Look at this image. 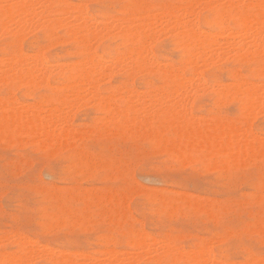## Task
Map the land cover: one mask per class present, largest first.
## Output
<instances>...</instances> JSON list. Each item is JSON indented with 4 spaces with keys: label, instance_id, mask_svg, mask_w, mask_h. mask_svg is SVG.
I'll list each match as a JSON object with an SVG mask.
<instances>
[{
    "label": "rangeland",
    "instance_id": "rangeland-1",
    "mask_svg": "<svg viewBox=\"0 0 264 264\" xmlns=\"http://www.w3.org/2000/svg\"><path fill=\"white\" fill-rule=\"evenodd\" d=\"M39 1L41 3L43 2L42 0H38L37 3H35L33 0L31 1L33 2L32 6L34 3L35 5L38 4V7L35 8L36 6L34 5L31 11L36 12L38 9L37 12L39 13L40 11L46 10L45 13L44 11L42 13L46 14V12H49L46 15H48V17L52 19H57L58 17L55 18V16L57 15H60L59 17L63 15L65 18L70 20L72 15L74 16L76 12H79L77 9H81L80 11L88 12H83L84 14L86 13L85 16L90 14V18L93 17L92 22H97L99 25L103 26L110 24V17L127 18V16H131V12L137 14L140 13L139 15H142L141 13L145 11L147 13L151 11V14L154 11L160 14L159 12H161L162 10L163 12H165L166 10L167 12H171L173 10H176L177 8H183L185 3L187 5L191 0H134L136 4L132 3L133 0L132 2L129 0H60V2L58 0H48L47 4L49 5L43 3V8L42 4ZM218 1L220 2V0ZM208 2V0H200L199 6L197 5L198 9H196V20L198 27H200L201 30L204 29V31H212L211 33L216 35V40L217 38L219 40H217L218 42H220L221 40L220 46H225V44L227 45L231 41L235 43V40L237 42L241 39H244V41L247 42L248 39L244 38L243 36L248 35L245 33V31L243 35L241 34L243 30L238 29L239 27L234 22L233 18L223 21H218V19L213 18V9L210 7H206ZM73 3H77V9L76 7L71 8L72 5L73 7L76 5H74ZM78 3L80 6L78 5ZM82 3H84L85 5H83L86 8L85 10L82 9L84 8L81 6ZM177 3L179 4V6L177 5ZM39 4H41V6H39ZM203 4L205 5V7L203 6ZM200 5L203 9L200 8ZM49 6L54 8V11L56 10V12H54L52 8L51 10H49ZM64 7L67 8L68 11H71L70 9L76 10H72L71 12H68L69 14H67V12L62 10L65 9ZM58 8L59 10L61 8L62 9L58 11ZM156 8L159 11H157ZM67 9L65 10L67 11ZM0 11L1 22V20H4V17L2 15L3 10L1 8ZM28 13L29 15L27 13L24 14L30 16V20L29 17L25 20L31 21V24L29 23V21L27 22V24L29 23V25L33 27H30L29 29V25H25L26 27L24 26V28H26V32H22V35L20 34L21 32L17 34L21 37H19L20 39L17 37V35L10 33L12 32L10 31L12 30L11 28H13V25L11 24H14L13 20L15 18L19 17L20 19H23L27 16L24 15L22 17L17 15L18 17H15L13 20H11L12 23L9 22L10 20L5 17L4 21L7 20V23L9 22L7 25L12 27L8 28L6 25L8 30H6V28L0 30V35L1 33H5L3 37L2 35L0 37V58H3L2 60L4 61L8 59L10 55L15 56L19 50H21L23 55L28 53L33 56L34 54L32 53L36 52L37 54L35 53V55H40V53H42L40 56L44 57L46 62L50 64V69L52 71H50L51 73H49L48 75L47 85L38 82L37 85V83H35L37 80L28 85H18L0 81L1 102L5 100V102H3L4 104H10V102L13 101L12 103L16 104L15 106L17 107L21 103V105L19 106V108L21 109H23L27 104L28 108L31 107L32 104H37V106H33L34 108L31 107L33 108V110H36L35 112L39 111L38 108L40 109V106L42 108H45L46 106L44 110L41 109L42 111H39L42 115H47V118L49 116L48 119H54L55 121H53L55 123L63 121L57 123V126L60 124L61 127H63V125L67 122V126L65 124L66 127L64 126L63 128L66 129L67 127H70L69 125H71L72 128L70 127L69 129L71 131H73L74 129L75 130L71 134V136H73L74 138L69 136L71 132L69 131V129H66V137H61L53 145L49 141H46L49 144H46V142H44L45 145L43 144V146H41L43 140H36V136H33V139L32 135L22 134L20 132L17 134V131L15 129L8 128L7 124L0 118V252H10L13 255L14 253L18 252V244L21 241L23 242L25 238H28L30 239V242H28V240H25V245L27 244V241L29 243L27 244V247L30 248V246L33 245V247H31L33 250L32 252L37 251L35 254L32 253L30 264H47V262L44 260L43 254L46 252L48 253L50 250L56 252L57 254H59V252L61 254H64V252L66 251L65 255H72V257L78 258L79 262H86V264H92L91 262L93 261L97 263L98 260V263L102 262V260V263H105L106 260L108 261L107 258L110 257V254L108 253L109 251H111L109 250L110 248H113V251L111 252H116L117 255H121V253L124 252L125 254L122 253L124 256L121 255L123 257H130L132 254L136 256V253L137 255H139V261L137 260V262H134V264H158L152 258L154 257L156 250L157 254L160 253V249L163 250L162 247H159L162 244L161 242H165L166 239L168 243L172 242V246L173 244L175 245L173 247L170 245L172 248L177 249L183 247L184 250L189 249L188 253H190V250H192V253H194V249V251H200L201 248L209 242L208 246L206 245V250L213 251L214 255H216L219 259L225 260L228 264H261V260L264 261V146L260 148L261 151H253L255 156L258 155V157H255L253 152L247 154L242 153L240 155H237V160L234 155L230 157L227 153H219L213 154L211 156V154H208V152H205L204 150H194L189 152L187 151L181 156H178V153L169 151V149L167 148L168 145H165L170 142L169 140H171L172 138L171 131L168 127L166 128L165 126V132L163 133H166V135L164 136L168 139L166 141L163 138L159 140H157V138H150L146 133L138 130V128L128 131L116 129L113 130L111 125H109L107 122L110 116L107 117L106 114L109 115V113L102 111L99 108L98 102L96 103L95 100L92 99V102H90V96L88 94L85 95V97L83 95L80 96L82 99L83 97L85 98L83 99L84 102L79 97V101L77 98L74 99L76 102L75 103L73 101L75 103H73L74 107H72V103L67 105V108L64 107V114L62 112V107L61 109H59L60 107L57 108L59 109V113L57 110L55 111L56 113H54V110L49 111V107H51L52 104L53 106L58 104V94L66 91V88H64L63 85V83H66V73L61 72V68L63 67H60V65H62L63 62L62 66L66 65L64 67L66 68L68 66V63H70L69 66L73 63V61L75 62V64L79 63L82 58L79 54V47L76 41L72 39L70 35L65 34L66 32L64 28H62L61 26H57L56 28L55 25H51L50 27L43 26L42 24L38 25L37 19L40 18L43 21L47 16H44V14L40 12L44 17L41 18L39 17L41 14L39 15L38 13H34L37 15V17L35 15L36 18H34V14L32 15L30 12ZM64 13L68 16H65ZM154 13L150 15L151 19L155 20L157 19L155 18L157 16L159 19L162 18L161 20L158 19L157 22L160 21L162 23V25H159V29L163 30H157L158 32L155 31L156 39L153 38L152 41H155H151L152 53L157 58V60L159 59V62L160 60L163 61L160 63V65L164 62L167 63L166 61H168L167 64L178 66L179 62H181V58L183 57L182 47L178 45L175 32L170 26L172 24L171 22L166 23V21H168L166 20L167 15H163V17L159 16L158 14L155 15ZM30 14L33 16V20ZM204 15L206 16L207 20L204 19ZM100 18L102 21L104 20V22L99 20ZM35 19L37 22L35 21ZM40 19L39 21H41ZM106 19L108 20V22ZM17 20H15V22ZM84 20H88V18L85 17ZM35 22L37 23V25ZM33 23L38 26L37 29L35 28L36 26ZM165 24L169 27H166ZM163 26L165 27L163 28ZM226 27L228 28L225 29ZM32 28H34L35 31L34 29L31 30ZM228 29H230L229 31L231 33L236 31V36L239 35L238 32L241 31L240 34L243 38L241 36H237L239 38H236L235 36L234 38V36L229 33V31H227ZM224 30L228 32L230 36L232 35L234 39L232 38V36L231 38H224ZM219 31L220 33H218ZM218 35L220 36L218 37ZM227 35L228 34H226L225 37H227ZM61 38H63V41ZM229 39L232 40L229 42ZM94 43L95 41L92 44ZM92 46L96 50L97 54H99L104 60L112 59L113 57L118 55V53H124L125 51V46H123L122 40L118 36H105L101 38V40L99 39L98 42L96 41V43ZM220 50L217 51V53L220 54L222 51ZM111 53H113L114 55ZM221 54L217 55V57H222L223 55L222 59L221 57L215 58V54L213 56L214 61H212V63H210L209 65L207 64L208 66L206 65L205 67L204 65H202L203 67L201 65L199 66L200 69L198 68V70H201L199 72L205 78L206 84H201L198 86L199 88L195 89L197 91L198 89H201V91L199 90L200 92L192 89V94L188 96V98L192 97L191 100L190 98L186 100L187 107L190 103V112L189 108L186 109L185 112H189V114H191L190 117L196 116L201 120H206L205 116L207 115H213L210 117L207 116L209 119L207 121H214L217 116V119L220 118L219 121L228 120L233 122L234 125L239 124V128L236 125L235 127L238 129L242 128L241 133H239L240 131L238 132L240 135L242 134L246 137H249V133L252 131L251 134L255 132L254 136L257 137L259 135L258 138L262 136L261 138L263 139L264 108L262 107L264 106V92L262 91L263 87H260L263 86V78L258 75L255 62L252 58H248L243 61H234L230 54L225 55V58L224 54ZM228 56L230 57L228 58ZM59 61H61L60 64ZM2 62H0V77L4 75ZM52 63L53 66L55 64V66H57V68L59 67L60 70L57 71L55 66L53 70ZM106 63L108 64V61ZM112 64L113 63L109 61V66L107 68L108 71L109 67L111 68ZM73 66L74 65H72V67ZM114 66H112L113 69H111L112 71L115 70L114 72L110 70L109 73H107L106 70V73L108 75L106 74L107 76L105 75L103 77L104 80L101 79V81H99L100 83L98 85V88L101 95L103 96L105 93V96H107L108 93L112 94V97H114L113 99L115 100L118 107L123 108L124 101L118 100L117 97L124 92L125 88H132L134 93L133 95L135 96V93L139 91L141 93L140 94L138 92L140 96L142 95L143 97L147 98L148 96L146 92L149 89L159 87L162 84L158 80V78L152 74H148L147 76L144 74L136 73L129 76L124 72L119 71V67L116 66V64H114ZM72 67L70 66L69 68ZM234 68L235 71L239 73L240 81L244 82V79H246L247 84H262L256 85L259 88L255 86V88L257 89L261 88L258 94L260 93V91L263 92V94L260 93L263 96V99H261L262 96L260 95V99L262 102L260 101L259 103H257L258 106L256 108H254V106V110L251 109L248 112L250 116H252L251 118L249 117V114L244 117L241 109V105L243 104L246 97L245 94H242L244 93L242 92L241 88L243 85L241 87L237 86V88H241V90L239 88V92H242L240 94L238 93L239 95H236L234 94L235 92H232L235 89L234 86H236L234 85L236 81L234 82L231 77V73L232 71H234ZM185 69L186 76L189 77L190 75L188 72V66H185ZM196 78L197 76H195V80H198ZM126 80L128 81V83ZM146 81L153 82V85L148 87L145 83ZM129 82H131L132 84ZM49 83H51L50 86L52 85V87L49 86ZM227 84L230 85L229 88H234L230 90L232 93L229 90L225 89L228 88ZM231 84L233 86H231ZM202 85H206L204 86V89L206 88L207 90L203 89L204 91H202ZM209 85L211 89L209 88ZM221 87L225 90H222V93H220L219 91L221 90ZM237 88L235 89L236 93ZM135 90L138 91L136 92ZM226 90L229 91V94L231 93L233 99L230 95L227 99L226 95H228V92H226ZM118 92H120V94ZM193 92H196L194 96ZM115 93L117 94L115 95ZM222 94L224 95L223 97ZM139 95H137L136 98L135 96H132V99L136 100ZM10 96L14 99H12ZM86 96L88 97L87 99ZM219 98L223 101L221 102ZM1 102L0 106L3 104H1ZM39 103L41 105H39ZM80 103H83L82 106H80ZM23 104L25 105L22 106ZM69 108L73 109L71 110ZM25 109H27V107ZM46 109H48L49 113ZM51 111H53V113ZM251 111H253V113ZM44 112L47 114H45ZM119 113L121 117H118ZM116 114H114L115 117L113 115L112 117L115 118L116 121H118L122 118L121 110ZM155 114L151 112L150 115H143V117L142 115H139L141 116L140 120L145 122L149 117V119L152 118L150 120H153V124H159L157 122L161 121L164 118V115H162L160 112H158V114L156 115ZM186 115L189 116L188 114ZM71 116H73V118ZM104 116L107 117V120L104 118ZM247 116L250 118V120ZM60 117H64L66 119H62ZM116 117H118V119ZM144 117H146V119ZM196 117L195 119H192L195 121H199L196 119ZM48 119H46L45 116V120ZM102 120H105L106 122H103ZM60 125L58 126V128L60 127ZM249 125L250 127H248ZM242 126H244V128ZM81 127L84 129H82ZM248 129L250 130V132ZM247 130L249 133L246 132ZM245 132L248 133V135ZM129 135H131V137H129ZM68 136L70 138H68ZM64 138L67 141L65 140V142H62V139ZM162 142L166 143L164 144ZM79 150H81V152ZM75 153H77V156ZM175 154L176 157H173ZM248 154L250 155L248 156ZM240 156L243 159L240 158ZM253 156L255 159L253 158ZM250 157L253 158V160H251ZM230 159L231 161H229ZM234 160H236L237 162ZM87 162L91 164V167ZM212 167L215 168L211 170ZM123 193L125 194L122 200V197H120V195L122 196ZM258 194L260 195V197L258 196ZM116 195L117 197L114 198ZM257 196L259 197V199H256L258 198ZM113 200H115V202ZM204 201L207 202L205 203ZM194 203H196L197 206L194 205ZM123 204L126 205L124 206ZM172 205L176 207L174 208L172 207ZM199 205L202 206V209L200 208L201 206L199 207ZM121 206L125 209H123ZM112 207H115V210ZM169 208L170 210H168ZM208 214L210 215V217L208 216ZM124 215L125 218L122 217ZM115 218L118 220H116ZM121 221L122 223H120ZM259 229L263 230V233ZM128 230L131 231L129 232ZM138 231L140 232V234ZM146 232L149 234V236L148 234H146ZM137 233L139 236L144 237L145 240L155 237L154 240L152 239L147 241L153 244L154 242H156L155 245L157 244V249H155L156 246H154L155 248L152 246L153 244L149 245L151 247L147 245V251L145 250L146 246L145 248H142L146 251L147 255L149 253L151 254L148 255L149 258L146 257L147 255L142 249L140 254H142L143 257L142 255L138 254V251L140 250L132 246V243L128 242L133 238L135 239ZM19 236L21 238L20 242L18 241V239L20 240ZM22 236L25 238H22ZM211 237L215 239L213 240ZM162 238L164 239V241H162ZM3 239L4 241H2ZM32 239L37 241V244L34 241L33 244L31 241ZM157 241H159V243H157ZM167 241L165 243H167ZM180 244H182L183 246ZM196 244L200 249L196 248L198 247ZM42 245H46V249L42 247ZM35 248L36 250H34ZM150 248L153 249L154 253L150 250ZM61 249L62 251H59ZM68 251H73V254L72 252L70 254ZM81 253L84 254L85 257L84 255L81 257ZM103 254L109 255V257L106 256L105 259V255ZM38 255L41 257L39 258ZM34 257L35 259H33ZM160 264H170V261L166 259L164 263L162 262ZM178 264L184 263L179 262Z\"/></svg>",
    "mask_w": 264,
    "mask_h": 264
},
{
    "label": "bare ground",
    "instance_id": "bare-ground-1",
    "mask_svg": "<svg viewBox=\"0 0 264 264\" xmlns=\"http://www.w3.org/2000/svg\"><path fill=\"white\" fill-rule=\"evenodd\" d=\"M31 1L32 0H0V8L3 10L2 11V15L4 17L3 19L5 20V17H6L7 19L10 20V21L9 20L8 21L12 23L11 20H13L15 17H18L17 15L22 16V17L24 15L27 16V14L29 15L28 12H30L33 15L34 13H36L38 11V9H37L36 12L31 11L33 9L32 7H34L35 3H37L38 0L37 1L36 0H33L34 2L36 1L33 4V6H32V3L33 2H31ZM42 1H43L42 3L39 1L42 4V8L44 7L43 3H46V5H49V4H47L48 3L47 2L48 0H42ZM58 1L60 2V0H58ZM129 1L132 2V0H129ZM199 1L200 0H191L187 5L185 3V5H184L183 8L182 7L177 8V9L175 8L176 10H173V11L170 10L171 12H169V11L167 12V10L165 12H163V10H162L161 11L162 12V15H161V12H159L160 14H158L157 12L154 11L155 12L154 13L152 11L155 15H157V14L159 16H163V15L166 16L167 15L166 20H168V21H166V23L167 22L168 23L171 22V24H172L170 26H171L172 30L175 32L178 45L182 47V55H183V57L181 58V60H180L181 62H179V65L178 66H175V65H172V64H167L168 61H166L167 63L164 62V63H162L160 65V63L163 62V61L160 60V62H159L158 61L159 59L157 60V58L152 53V50H151V41H152L153 38H155V31H157V30L159 31V30H163V29H159V25H162V23L160 21L157 22V20L159 19L158 16L155 17V18H157L155 20L154 19H151L150 15L153 14V13L152 14L150 13L151 11L149 12L150 14L145 11V12L141 13L142 15H139L140 13L137 14V13L131 12V16H127V18L126 17H123V16H121L123 18H115V17L114 18H111L110 17V19H111L110 22H109L110 24L109 25H103L102 26V25H99L97 22H94V21L92 22L93 17L90 18V16H91L90 14L87 15V16H85L86 13L84 14L83 12H87V11H80L81 9L80 10L77 9V3H75L76 5L73 3L75 5L74 7H73L72 4H70V5H72L71 8H75L76 7V9L79 11L78 13L76 12V14L74 13L75 15L74 16L72 15V17H71L70 20L67 19V18H65L63 15H62L63 18H62V16L59 17L60 15L59 16L57 15V16H55V18L58 17L57 19H52V18L48 17V15H46L49 12H46V14H44L46 10L45 11L43 10L44 13H42L43 11H40L39 10L42 14H44V16L46 15L47 17H45L46 19L43 20V21L39 18L42 22L39 21V19H37L38 25L39 24H42L43 26H46V27H50L51 25H55L56 28H57V26L58 27L61 26L62 28H64L65 29V32H66L65 34L70 35L72 37V39H74L76 41V43H77V45L79 47V54L81 55V58H82L81 61L79 60L80 61L79 63H76L75 64V62L73 61V63L70 65L71 67H72V65H74L72 68H69L70 67L69 66L70 63H68L69 61L66 62V63H68V66H67L68 68L67 67L64 68L66 65L65 66H62L63 65V62H62V65H60V67H63V68H61V72H65L66 73V83H63L64 88H66V91L65 92L63 91V92L59 93L58 96H57V103L58 104H56V105H59V106H56V105L53 106V104H52V106L49 107V111L50 110H54V113H56L55 111L57 110L58 113H59V109H61V107H62V112H63V110H64L63 108L64 107L67 108L68 107L67 105H69L70 103H72V107H74L73 106V103L75 102V100H74L75 98H77L78 101H79V97L80 96L83 95L85 97V95L88 94L90 96L89 97L90 102H92L91 101L92 99L95 100L96 103L98 102L99 108L102 111L109 113V115L106 114L107 117L110 116V118H108V121L107 122H108L109 125H111V127L113 128V130L116 129V130H127L128 131V130H132V129H137L138 128V130H141L143 133H146L150 138H153V139H156L157 138V140L163 138L166 141V140H168L166 137H164L166 135V133L165 134H163V133L165 132L164 131L165 130V126H166V128L168 127L170 129V131H171L172 138H171V140H169L170 142H168L167 144H165L166 142L165 143L162 142V143H164L165 145H168L167 148L169 149V151H172L173 153H178L179 154L178 156H181L182 154H184L187 151L189 152V151H194V150H204L205 152L207 151L208 154H211V156L213 154H219V153H224L225 154V153H227L228 156L232 157L234 155L235 158H236L237 155H240L242 153L247 154V153L253 152L255 150H260V148H262L264 146V141H263L264 138L262 139L261 138L262 136H260L261 139L258 138L259 135L257 137L254 136L255 135L254 134L255 132L252 133L253 134V136H252V134H251L252 131L250 132L249 129L248 130H249L250 133L248 132V130L246 131V132L249 133V135H250L249 137L248 136L246 137L245 135H242V134L240 135L239 133H241V129H242L241 128V125H240V128L241 129H238L239 128L238 127L239 124H237V125L235 124L238 127V128H236L233 122L228 121V120L227 121H219L220 118L217 119V116L214 119V121H211V120L210 121H207V120H209L208 117L213 116V115H210V116L207 115L208 117L205 116L206 117V120L202 119L203 121L195 116L196 119L199 120V121H195V120H193V119H195L194 116L193 117L191 116L193 119L190 117V115H191V114H189V112H190V108H189L190 106H189V104L190 103L188 104V107H187L186 100L190 98V97L188 98V96L190 94H192L191 91L195 90L196 88H199L198 86L201 85V84H206L205 78L199 72L201 70H198V68L200 69L199 66L200 65L201 66L204 65V67H205L207 64L209 65L210 63H212V61H214L213 60V58H214L213 56L216 54L215 58H218L219 56L217 57V55H220L221 53L224 54V58H225V55L230 54V56L232 57V59L234 61H243L245 59L252 58L254 60V62H255L256 70H257L258 75H260L263 78V86H260V87L261 88L262 87L264 88V0H224V1L223 0H220V2L218 0H208L209 2L206 5V7H210V8L213 9V18L218 19V21H223V20H228L230 18H233L234 19V22L239 27L238 29L243 30L242 32L239 31L238 32L239 35H237V36H241L242 37L244 31L248 35V36H246L244 34L246 37L243 36L244 38L248 39L247 42L244 41V39L243 40L241 39L242 41L241 40L240 41L238 40L236 42V40H235L234 41L235 43H233L231 41L232 39L231 40L229 39V42L230 41L231 42L229 44H227V45L225 44V46H222V45L220 46L221 40H220V42H218L219 41L218 38H217V40H218L217 41L216 38H215L216 35L213 34V33H211L212 31L211 32H208V30L207 31H204V29L201 30L200 27H198L197 20H196L197 19L196 9H198L197 8V5L199 6V4H200ZM201 1H206V0H201ZM221 1H223V2H221ZM132 3L136 4V2L134 0H133ZM41 4H39V6H41ZM50 4H52V3H50ZM134 4H133V6H134ZM144 4H146V3H144ZM37 5H35L36 6L35 8L38 7ZM78 5H79V3H78ZM83 5H84V3L81 4L82 7L85 6V5L84 6ZM177 5L179 6L178 3H177ZM203 6L205 7L204 4H203ZM49 7H50L49 10H51L52 7L51 6H49ZM68 7H69V5H68ZM82 7H80V8H82ZM148 7H149V4H148ZM42 8H41V10H42ZM200 8H201V5H200ZM65 9H67V8H65ZM65 9H62V10L65 11V12H67V14H69L68 12H71L72 10L73 11L76 10V9H70L69 8L71 11H68V9L66 11ZM82 9L85 10L86 8L84 7ZM201 9H203V8H201ZM52 10L54 11V8H52ZM60 10L58 8V11H60ZM156 10H157V8H156ZM63 11H62V13H63ZM157 11H159V10H157ZM32 12H34V13H32ZM40 12L39 13L37 12V13L40 15L41 14ZM54 12H56V10ZM24 13H27V14H24ZM21 14H23V15H21ZM36 14H34V18L37 17ZM32 15H31V17H32V20H33L34 18H33ZM35 15H36V17H35ZM41 15L39 17L43 18L44 16L43 15L41 16ZM64 15L65 16H68L65 13H64ZM127 15H129V14H127ZM105 16H107V15H105ZM28 17H29V20H30V16L24 17L23 19L22 18L20 19L19 17H18L19 19L18 18H15L13 20L14 24H11V25H13V28H11L12 30H10V31H12V32H10V33L11 34L13 33L14 35H17L18 33L21 32L20 34L22 35V32H24V31L26 32V28H24V26L25 25L26 26L29 25V23L31 22V21L28 20L29 23L27 24L28 21H26L25 19L26 18L28 19ZM85 17L88 18V20H84ZM53 18H54V16H53ZM161 19L162 18H160L159 20H161ZM204 19L207 20L206 16H205ZM4 20L3 21L1 20V22H0V30L1 29H5V28H6V30H8L7 27L8 28L9 27H12V26L7 25L9 23V22L7 23V20L6 21H4ZM15 20H17V21L15 22ZM99 20H101V18ZM35 21H36V19H35ZM102 22H104V20ZM107 22H108V20H107ZM158 23H161V24H158ZM6 25H7V27H6ZM36 25H37V23H36ZM165 26H166V24H165ZM165 26H163V28ZM30 27H33V26L29 25V29H30ZM37 27L38 26H36L35 28L37 29ZM166 27H169V26H166ZM161 28H162V26H161ZM171 28H169V29H171ZM227 28L228 27H226L225 29H227ZM33 29L34 28H32L31 30H33ZM229 30L230 29H228L227 31H229ZM3 31H5V30H3ZM34 31H35V29H34ZM220 31H222V30H220ZM220 31L218 33H220ZM231 31H233V30H231ZM235 32L231 33L229 31V33H231L234 36V38L236 36L235 35ZM240 32H241L242 35L240 34ZM50 33H51V31H50ZM225 33L228 34L227 37H225L226 36ZM225 33H224L225 36H223L224 38H226V39L228 37L231 38L232 35L230 36V34L228 32H226V31H225ZM6 34H7V32H6ZM1 35L3 37V35H5V33L4 34L1 33ZM1 35H0V37H1ZM105 36H109V37L118 36V37L121 38L123 46H125L124 53H118V55H116L112 59H106L108 61V64L106 63L107 62L106 60H104L99 54H97L96 50L92 46V45H94L96 43V41L98 42L99 39L101 40V38H103ZM219 36L220 35H218V37ZM233 36H232V38H233ZM237 36H236V38H239ZM17 37L19 38L20 36L17 35ZM221 38H222V36H221ZM61 39L63 41V38H61ZM94 41H95V43L92 44ZM153 41H155V40H153ZM58 42H60V41H58ZM58 42H53V43H58ZM31 44H33V43H31ZM45 47H47V46H45ZM33 49H34V47H33ZM43 50H44V48H43ZM219 50L221 51L220 54L217 53V51H219ZM35 53H32V54H34L33 56H31L30 54L26 53L28 55L27 56L25 54L28 57L27 58L25 55L22 54L21 50H19L18 53L15 56L10 55L9 58H8L7 56L4 55L5 57L8 58V59H6L4 61L2 60L3 58L2 59L0 58V60L3 61V62L2 61H0V62H2V67L4 69V75L0 77V81H3L5 83L9 82V83L18 84V85H28V84H31V83H33V82H35L37 80L35 83L38 82V83H42V84H46L47 85V83H48V75H49V73H51L50 71H52L50 69V64L46 62V60L44 59V57L40 56L42 54V53H40V51H39L40 55H35ZM111 54H113V53H111ZM29 55H30V57H29ZM230 56H228V58ZM222 57H223V55H222ZM222 57H221V59H222ZM76 60H78V59H76ZM109 61L111 63H113L111 65V68L109 67V71L111 69H113L112 66H114V64H116V66L119 67V71H122V72H124L125 74H127L129 76L130 75H134L136 73L144 74V75H147V76H148V74H152V75L156 76L158 78V80L162 84L159 87H154L153 89H149L146 92L147 93V96H148L147 98L143 97L142 95L140 96L139 95L140 92L138 90H135L136 92L137 91L139 92V93L137 92L138 94L135 93L136 96L139 95L136 100L132 99L133 98L132 96H135V95H133L134 93H133L132 88L131 89L125 88L124 89V92L121 95H119L120 92H118L119 93L118 94L119 96L118 97L115 96V97L118 98V100H123L124 101L123 108L118 107V105L116 104L115 100L113 99L114 97H112V94H109L108 93V95L105 96L106 95V93H105L104 96H103V95H101V93L99 91V88H98V85L100 83L99 81H101V79H103V77L107 73H109V71L107 69L108 66H109ZM60 62L61 61H59V64H60ZM55 63H57V62H55ZM244 64H246V63H244ZM52 66H53V63H52ZM52 66H51V68H52ZM54 66H55V64H54ZM54 66L52 68L53 70H54ZM185 66H188V68H189V70H188L189 75H190L189 77L186 76ZM55 67H56L57 71L60 70L59 67L58 68H57V66H55ZM202 67H201V69H202ZM116 69H117V67H116ZM106 70H107V73H106ZM114 71H112V72H114ZM110 74H112V73H110ZM0 75H1V73H0ZM195 76H197L196 79H198V80H195ZM231 77L234 80V82L235 81L237 82V83L235 82V84H234V85H236V86H234L235 89L237 88V86H240V87L242 85L244 86V87L243 86L241 87L242 88V92H244V93L239 92L241 90L240 87L237 88V93H236L235 89L232 87L234 89V91H232V92H235L234 94H236V95L238 93L239 94L240 93L245 94L246 97L244 99L243 104L241 105V109H242L243 115L245 117L247 114H249L248 112L251 109L254 110L253 107L255 106L254 108H256L258 106L257 103H259L261 101V99H263V96L264 95L262 96L261 94H263L264 89L262 88V91L263 92L260 91L261 94L260 93L258 94V92H259V90L261 88L260 89H257L259 87L256 86V85L257 84L259 85L260 83H256L255 82L256 85H253V84H247V80L246 79H244V82L243 81H240L239 73L237 71H235V68H234V71H232V73H231ZM245 80H246V82H245ZM38 83H37V85H38ZM127 83H128V81H127ZM129 83H131V82H129ZM145 83H146V85L148 87H150V86L153 85V82H151V81H146ZM229 83H231V82H229ZM50 84L51 83H49V86H50ZM209 84H211V83H209ZM63 85H62V87H63ZM260 85H262V84H260ZM202 86H203L202 87V91L207 90L206 88L204 89V86H206V85H202ZM229 86L230 85H228V88H225V89H227V90L230 91L232 88H229ZM231 86H233V85L231 84ZM255 86L257 88H255ZM50 87H52V85ZM222 87H224V86H222ZM222 87L220 88L221 90H219L220 93H222L223 91H225L224 89H222ZM57 88H58V85H57ZM200 88H201V86H200ZM209 88H210V85H209ZM239 88H240V90H239ZM133 89H134V87H133ZM199 90L201 91V89H198V91ZM227 90H226V92H228V95H226V94L225 95L227 96V99H228L229 95L231 96V93L232 92L230 91L231 93L229 94V91H227ZM195 91H197V90H195ZM30 93H32V92H30ZM142 93H143V91H142ZM195 93L193 92V96H194ZM116 94L117 93H115V95ZM213 94H214V88H213ZM260 95L262 96L261 99H260ZM11 96H12V94H11ZM136 96H135V98H136ZM223 96L224 95L222 94V97ZM84 97H83V99H85ZM215 97H217V96H215ZM87 98L88 97L86 96V99ZM191 98H190V100H191ZM231 98H232V96H231ZM231 98H229V99H231ZM12 99H14V98H12ZM12 99H9V100H12ZM49 99H51V98H49ZM80 99H82V98L80 97ZM83 99H82V101H83ZM222 99L219 98V100L221 102L223 101ZM95 101H93V102H95ZM0 102H1V99H0ZM3 102H5V100ZM3 102H1V104ZM12 102H10V104H4L3 103L0 106V118L7 124L8 128L15 129L17 131V134L20 132L22 134L32 135V138H33V136H36V140H39V141L43 140L42 141L43 143H41V146H43L44 142H46V141H49L53 145L61 137H66L67 136L65 130L66 129H69L71 127V125L68 124L70 127H67L66 129H64L63 127L65 126V124L67 126V122L65 121L66 123L64 125L61 123L63 125V127H61V125L59 124L60 127L62 128L61 129L60 127L58 128L59 125L57 126L56 124L59 123V122H63V121H59L58 120L59 122H56L55 123L54 122L55 120L52 119V118L48 119L49 116L47 118V115H45V116H46V119H48V120H45V116L42 115L41 112H39V111H42L41 109L44 110L46 108L45 105H43V106H45V108L44 107L42 108L40 106V109L38 108L39 111L35 112L36 110H33V108L35 106H37V104L36 105L35 104H32L31 107L34 106L33 108H31V107L28 108V104L27 103H26L27 105L23 104L22 106L25 105V107L23 108L24 110H23V109L19 108V106L21 105V103L17 107V106H15L16 104H13ZM82 104L80 103V106H82ZM29 105H31V104H29ZM39 105H41V104L39 103ZM262 106H263V104H262ZM26 107H27V109H25ZM58 107H60V108L57 109ZM259 107H261V106H259ZM188 108H189V112L187 110L188 113H186L185 110L188 109ZM262 108H264V106ZM262 108H261V110H262ZM69 109H71V108H69ZM46 110L48 111V109H46ZM120 110H121V113H122V118L120 120L116 121V119L113 118L112 115L115 117L114 114L118 113V111H120ZM49 111H48V113H49ZM51 112L53 113V111H51ZM151 112L154 113V114L155 113L158 114V112H160L162 115H164V118L161 121H159V122L156 121L159 124H156V123H155L156 125L153 124L152 123L153 120H150L152 118L149 119V117H148V120L147 121L144 120L145 122H143V121L140 120L141 116H139V115H142V117H143V115H147V114L150 115ZM251 112L253 113V111H251ZM64 113L65 112H63V114ZM45 114H47V113H45ZM186 114H188L189 116H187ZM258 114H260V113H258ZM137 116H139V117H137ZM50 117H54V116H50ZM71 117L73 118V116H71ZM71 117H70V121H71ZM107 117L104 116V118L106 120H107ZM118 117H121L120 113H119V116ZM118 117H116V118L118 119ZM249 117L251 118L252 116H250V114H249ZM60 118H62V117H60ZM144 118L146 119V117H144ZM144 118H142V119H144ZM250 118H249V120H250ZM62 119H66V118L63 117ZM235 119H236V117H235ZM102 121L103 122H106L105 120H102ZM68 123H70V122H68ZM105 124H107V123H105ZM105 124H102V125H105ZM99 126H100V124H99ZM242 127L244 128V126H242ZM246 127H247V125H246ZM246 127H245V129H246ZM248 127H250V125ZM82 129H84V128H82ZM69 131L71 132V133L69 132L70 134L68 133L69 136L70 137H73V136H71V134H72L73 131H71L70 129H69ZM132 133H133V131H132ZM248 133H246V134L248 135ZM75 135H76V133H75ZM79 135H80V133H79ZM69 136H68V138H70ZM122 136H123V134H122ZM129 137H131V135H129ZM62 140H63L62 142H65L66 139L64 138ZM4 142H6V141H4ZM47 143L48 142H46V144ZM74 150H76V149H74ZM79 151L81 152V150H79ZM262 151H263V149H262ZM260 153H262V152H260ZM75 154L77 156V153H75ZM87 154H89V153H87ZM253 154H254V152H253ZM249 155L250 154H248V156ZM254 156H255V154H254ZM254 156H253V158H254ZM256 156L258 157V155H256ZM173 157H176V154ZM240 158H242V157L240 156ZM244 158H245V156H244ZM253 158H251V160H253ZM237 159L238 158H236V160ZM236 160H234V161H236ZM229 161H231V159ZM239 161H240V159H239ZM183 164H184V162H183ZM88 165H90V167H91V164L90 163H88ZM234 166H235V164H234ZM215 167H216V165H215ZM215 167H212L211 170L213 168H215ZM78 170H79V168H78ZM83 179H84V177H83ZM113 191H115V190H113ZM144 191H145V189H144ZM103 193H105V192H103ZM124 194L125 193H123L122 196L120 195V197H122V200H123ZM93 196H95V195H93ZM160 196H159V198H160ZM182 196H183V194H182ZM258 196L260 197L259 194H258ZM91 197H92V195H91ZM106 197H108V196H106ZM116 197H117V195L114 198H116ZM259 197L256 198V199H259ZM115 200H118V199H115ZM115 200H113V201L115 202ZM187 204H188V202H187ZM174 205H175V203H174ZM174 205H172V207H174ZM194 205H196V203H194ZM200 206L201 205H199V207ZM216 206H217V204H216ZM115 207H112V208H114V210H115ZM204 207H206V206H204ZM200 208L202 209V206ZM123 209H125V208H123ZM193 209H195V208H193ZM168 210H170V208ZM171 211H172V208H171ZM106 212H108V211H106ZM69 216H71V215H69ZM111 216H114V215H111ZM208 216L210 217L209 214H208ZM122 217L125 218V215L122 216ZM116 220H118V219H116ZM38 222H40V221H38ZM120 223H122V221ZM55 224H56V222H55ZM255 224H256V222H255ZM45 225H47V224H45ZM5 227H7V226H5ZM53 227H54V225H53ZM46 228H47V226H46ZM253 230H254V228H253ZM128 231L130 232L131 230H128ZM260 231H262V233H263V230H260ZM122 233H123V231H122ZM139 234H140V232H139ZM144 234H145V232H144ZM146 234H148V233L146 232ZM226 235H228V234H226ZM148 236H149V234H148ZM1 237H3V236H1ZM16 237H18V236H16ZM19 238H20V236H19ZM22 238H25V237L22 236ZM154 238L152 237V238L147 239V240H152V239L154 240ZM5 239H7V238H5ZM25 240H28V242H30V239H28V238L27 239L25 238ZM147 240H145L144 237L139 236L138 233H137L136 238L135 239L133 238L132 240H130L128 242L132 243V246H134L135 248L139 249L140 251H138L139 252L138 254H140L142 248H145V246H146V248H145V250H146L147 249V245L149 246V245H152L153 244L151 242L149 243ZM155 240H157V239H155ZM2 241H4V239ZM18 241L20 242L21 241V238H20V240L18 239ZM31 241H32V243L34 241L37 244V241H35L33 239ZM162 241H164L163 238H162ZM166 241L167 240L165 239V242ZM21 242L18 244V252L17 253H14L13 255L10 252H5V251L4 252H0V264H30V262H31L30 260H31V257H32L31 256L32 253L35 254L37 251L36 252H32L33 250H32L31 247H33V245L30 246V248L27 247V244H29L27 241H26V243H27L26 245H25V242H24V244H23V242L22 243ZM165 242H161L162 244L159 247V248L162 247L163 250L160 249V253H158V254H157V250H156V253H155L154 257L152 258L158 264H160L162 262L164 263V261L166 259L168 261H170V264H178L179 262H183L184 264H228L225 260L219 259L216 255H214L213 251H207L206 250V245L208 246V243L209 242L206 243L205 246H203L200 251H194L195 250L194 249L193 250L194 253H192V250H190V253H188L189 252V249L188 250H184L183 247H180V248H177V249L176 248H172L173 246H175L174 244H173V246L171 245L172 242L171 243H168V241H167V243H168L169 246ZM155 243L156 242H154V244L152 246L153 247L156 246V248L155 247L154 248L157 249V244L155 245ZM157 243H159V241H157ZM163 243H165V244H163ZM180 245H182V244H180ZM45 246L42 245V247H44V248H45ZM149 247H151V246H149ZM149 247H148V249H149ZM176 247H179V246H176ZM36 248L34 250H36ZM196 248L200 249L199 246L196 247ZM45 249H43V250H45ZM51 249H53V248H51ZM112 249L113 248H110L109 250L113 251ZM137 249H136V251H137ZM38 250H39V248H38ZM142 250H144V249H142ZM150 250L153 251L152 248H150ZM14 251H12V252H14ZM50 251H52V250H50ZM50 251L48 253L46 252V253L43 254L44 255V260L47 262V264H86V262L85 263L79 262L78 258L72 257V255H69V254H66L65 255L66 251L65 252L63 251L64 254L63 253L61 254L59 251H62V249L58 251L59 254H57L54 251H52V252H50ZM111 251L108 252L110 254V257H109V255L103 254V255H105V259H106V256L109 257V258H107L108 261L106 260L105 263H102L103 260H102V262H99V263H98L99 260L97 261V263H95L93 261L94 264H134V262H137V260L139 259V255H137L136 253H135L136 256H134V254L131 253L132 255L130 257H126V256L123 257L124 255L122 253H124V252L121 253V255H123V256H121V255H117V253L115 251H114L115 253H113ZM121 251H123V250H121ZM146 251H145V253H146ZM68 252L70 254L72 252V254H73V251H71V252L68 251ZM110 252L113 253V254H111ZM134 252H135V250H134ZM38 253H39V251H38ZM85 253H87V252H85ZM153 253H154V251H153ZM78 254H80V253H78ZM143 254H144V252H143ZM83 255L84 254H82L81 257ZM140 255H142V254H140ZM146 255H147V253H146ZM148 255L146 257H148ZM144 256H145V254H144ZM40 257L41 256H39V258ZM84 257H85V255H84ZM100 257H98V258H100ZM142 257H143V255H142ZM262 258H263V256H262ZM33 259H35V257ZM250 261H252V260H250ZM93 262H91V263L93 264ZM256 264H258V263H256ZM261 264H264V261L261 260Z\"/></svg>",
    "mask_w": 264,
    "mask_h": 264
}]
</instances>
